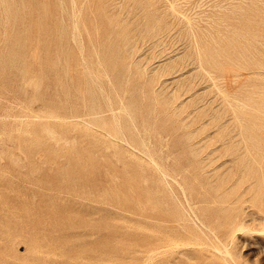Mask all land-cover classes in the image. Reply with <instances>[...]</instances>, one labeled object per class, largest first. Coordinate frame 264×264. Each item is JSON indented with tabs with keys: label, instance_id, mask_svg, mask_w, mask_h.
Listing matches in <instances>:
<instances>
[{
	"label": "rangeland",
	"instance_id": "obj_1",
	"mask_svg": "<svg viewBox=\"0 0 264 264\" xmlns=\"http://www.w3.org/2000/svg\"><path fill=\"white\" fill-rule=\"evenodd\" d=\"M27 1L0 20V264H264V0Z\"/></svg>",
	"mask_w": 264,
	"mask_h": 264
},
{
	"label": "bare ground",
	"instance_id": "obj_2",
	"mask_svg": "<svg viewBox=\"0 0 264 264\" xmlns=\"http://www.w3.org/2000/svg\"><path fill=\"white\" fill-rule=\"evenodd\" d=\"M6 1L7 0H0V20L2 21V22H4V23H6V26H5V29L6 30H8V28H9V20H10V15H9V9H8V6H7V4H6ZM76 1V0H75ZM169 2H171L170 0H169ZM173 2H175V1H173ZM172 2V3H173ZM60 3H62V2H60ZM83 4V3H82ZM176 4V3H175ZM27 5H29V8H28V11H29V13H30V19H26V16L25 15H23V17H24V22H26V21H30L31 23H35L36 24V8H35V1L34 0H29V1H27ZM67 6V5H66ZM173 6H174V4H173ZM168 7V6H167ZM169 7H171V6H169ZM64 8V7H63ZM173 8V7H172ZM181 13V12H180ZM186 16V15H185ZM187 17V16H186ZM188 18V17H187ZM189 18H190V15H189ZM72 22V21H71ZM76 25V24H75ZM38 27V26H37ZM75 27V26H74ZM77 27V26H76ZM78 28V27H77ZM60 31V30H59ZM194 34H195V32H194ZM35 35H37V28H35V27H33V30H31V32H30V37H32V36H35ZM74 36V35H73ZM72 36V37H73ZM75 39V38H74ZM76 42V41H75ZM82 43V42H81ZM150 44V43H149ZM264 45V44H263ZM80 49V48H79ZM260 50V49H259ZM84 51V50H83ZM197 54V53H196ZM199 60H200V58H199ZM200 63V62H199ZM88 65V64H87ZM202 65V64H201ZM203 68H205V67H203ZM207 70V69H206ZM90 75V74H89ZM212 77V76H211ZM214 79H216V78H214ZM102 85V84H101ZM104 89V88H103ZM107 93V92H106ZM105 94V93H104ZM106 99V98H105ZM109 102H110V100H109ZM113 106V105H112ZM118 117V116H117ZM119 127V126H118ZM119 129V128H118ZM124 134V133H123ZM161 170V169H160ZM183 190V189H182ZM186 197V196H185ZM202 221V223H205L206 225H207V223L204 221V220H201ZM243 230V229H242ZM241 231V230H240ZM261 231V230H260ZM155 246H157V245H155Z\"/></svg>",
	"mask_w": 264,
	"mask_h": 264
}]
</instances>
